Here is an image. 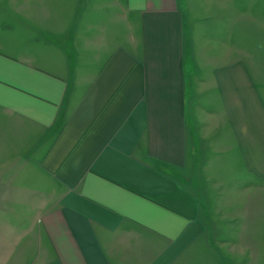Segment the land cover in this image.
<instances>
[{
  "label": "crops",
  "instance_id": "crops-1",
  "mask_svg": "<svg viewBox=\"0 0 264 264\" xmlns=\"http://www.w3.org/2000/svg\"><path fill=\"white\" fill-rule=\"evenodd\" d=\"M231 148L264 189V0L0 3V264H264Z\"/></svg>",
  "mask_w": 264,
  "mask_h": 264
},
{
  "label": "rangeland",
  "instance_id": "rangeland-1",
  "mask_svg": "<svg viewBox=\"0 0 264 264\" xmlns=\"http://www.w3.org/2000/svg\"><path fill=\"white\" fill-rule=\"evenodd\" d=\"M5 1L7 0H0L1 5ZM233 149L231 148L230 152L226 155H210L209 158L212 159L213 163H215V160H222L224 158L223 160H227L228 164L220 167L215 166L216 168H212L207 173L212 177L213 181L211 186H209L215 199L212 202L213 212L216 214L218 222L221 223L223 221V225L227 230H230L228 240L232 245L236 246L239 242L236 229L240 220L237 219L235 213L241 211L243 206L245 208L249 207V210H246L247 213H250L254 210L256 201L259 204V200L264 207V200L262 199L264 197V189L255 188V184H257L256 182L254 183L255 180L242 174L238 168V156ZM211 171H213V176L210 174ZM244 198L245 202L243 201ZM234 246L233 248H236Z\"/></svg>",
  "mask_w": 264,
  "mask_h": 264
}]
</instances>
